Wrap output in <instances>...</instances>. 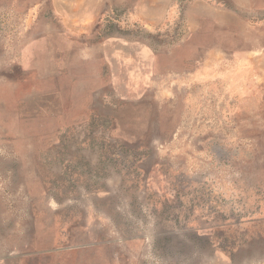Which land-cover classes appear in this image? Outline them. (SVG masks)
<instances>
[{"label": "rangeland", "instance_id": "obj_1", "mask_svg": "<svg viewBox=\"0 0 264 264\" xmlns=\"http://www.w3.org/2000/svg\"><path fill=\"white\" fill-rule=\"evenodd\" d=\"M0 264H264V0H0Z\"/></svg>", "mask_w": 264, "mask_h": 264}]
</instances>
